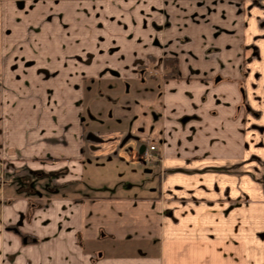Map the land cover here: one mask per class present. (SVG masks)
I'll list each match as a JSON object with an SVG mask.
<instances>
[{
  "label": "crops",
  "instance_id": "crops-1",
  "mask_svg": "<svg viewBox=\"0 0 264 264\" xmlns=\"http://www.w3.org/2000/svg\"><path fill=\"white\" fill-rule=\"evenodd\" d=\"M126 1L128 11L148 12L149 19L159 15L152 6H164L161 0H0V264H264V212L245 216L261 230L239 229L234 218L223 221V228L217 215L213 229L170 221V214L205 221L207 214L193 217L182 211L199 201L222 204L221 196L200 193L206 188V156H214L208 155V141H215L214 157L221 160L223 141L238 134L244 88L237 48L232 78L221 75L226 85L186 88L181 48L161 55L153 41L129 40L128 29L139 23L111 21L104 13V24L79 17L101 10L120 18V12L111 11H121L114 4ZM78 2L106 7L79 8ZM46 3V10L32 16L37 4ZM175 6L165 5L172 22ZM183 6L197 7L190 0ZM260 8H251L253 25H247L260 30L256 15L263 17L262 38H248L249 45L258 47V57L246 66L244 87L251 107L260 102L264 107ZM183 13L182 27L191 29L197 23L189 10ZM152 27L157 36L162 32ZM229 27L230 37L236 35L231 43H237L236 20ZM121 37L125 42L118 44L114 39ZM191 46L193 41L184 49ZM142 54L161 62V76L162 60L178 58V77L145 88L153 81L158 85V77L147 70L149 64L136 71L127 61ZM113 57V64H127L119 68L129 73L110 69L105 61ZM256 63L263 69H256ZM136 83L141 87L131 88ZM148 143L160 159L146 166L142 150ZM213 176L222 189L221 173ZM238 190L232 183L231 191Z\"/></svg>",
  "mask_w": 264,
  "mask_h": 264
},
{
  "label": "rangeland",
  "instance_id": "rangeland-1",
  "mask_svg": "<svg viewBox=\"0 0 264 264\" xmlns=\"http://www.w3.org/2000/svg\"><path fill=\"white\" fill-rule=\"evenodd\" d=\"M161 1L164 2V6H160L159 4L157 6L154 5L152 6V10L159 11V15L163 13V17L154 15L155 17L157 16V18L153 19L148 18V15L150 16V13L148 12H137V9L128 11L131 7H124L127 5L124 3L129 1L114 4L117 6L120 4V6H122L121 11H111L115 13L120 12V14H118L120 15V18L117 19H115L116 15L114 13L102 12L101 10L89 12L88 14L79 13V17L82 18V21L87 22L88 24H104L107 21V17H110L111 21L126 20L124 23L129 24V21L131 20L132 22L134 21L139 23V28L132 27L128 29V33L130 34V36H128L129 40L134 39V41H137V43L140 44L143 43V45L152 43L153 41L154 43L158 44V47L161 49V51H158L157 49L153 50L156 53L158 52V54L160 52L161 55H165L168 51H170L168 53H177L176 50L181 48L180 64L182 65V68L185 69L186 74L190 77L187 79L188 82L186 88H204L206 84L208 87L205 88H216L218 84L226 85V81H224L223 78H232L230 74H234V60L236 59L235 49L237 48L239 85L241 88H244L242 90L240 89L242 99L238 104V134L237 137L233 138L232 141L230 139H225L223 141V151L226 153L223 155L221 160H219L217 157H214L217 155L214 153L213 149L215 141L212 140L208 141L209 143L207 142L208 155L214 156H206L208 160V166L205 171L208 175L206 178H202L206 184V188L204 189V192L200 193V196H221L222 200L219 201L222 204H211L208 203V201H202L205 203H200L199 201V203L196 202L195 204H192V206L184 208L185 210L181 209L178 214H192L193 217L207 214L205 218L209 219L205 221L202 220L203 217H201L200 222L199 220L194 219L184 221L180 218V216H175L173 214H170V221L178 223L180 227L185 228H188V225L190 227H197L198 225H201L202 227L213 229L216 227L214 225V216L217 215V222L221 223L220 225H222L223 221L228 220L229 218H234L233 221L237 219L235 224H238L239 229H249L254 227L255 229L261 230V228H256L255 225L253 226L252 222H248L245 216L251 212H255V214L264 212V107L261 102L260 104H256L255 107H251L248 104L244 85L246 83L248 71L250 70L246 67L247 61L250 62L252 57L253 59L258 57V47L256 45L248 44V41H250V39H248L250 38L249 34L254 39L262 38L263 30L261 28L263 17L259 16L261 15L260 13L256 15V21L260 26V30L252 31L247 29V25H253V23L249 24L252 18L251 10L254 7L261 9L260 7L264 6V0H190L192 3L197 5L196 9L194 10L192 8L189 9L187 6H183V3H185L186 0ZM169 3L171 5H176L172 8L173 13L176 14V19H174V22L168 20L169 18H167L168 12L165 5ZM235 4L238 5L237 12L234 11ZM37 5V12L33 13L32 16L38 15V12H40L41 9L44 8L43 10H46L48 6H50L48 3ZM78 5L79 8H83L85 6H93L94 8L98 6L102 8L106 7L101 3L96 4L92 2H78ZM129 5L134 6V3ZM216 5L217 7H215ZM198 8L202 11H199ZM184 9L190 11V19L192 22L197 23L196 25L192 24L191 29L182 27L183 17L187 15L183 13ZM102 13H104L107 17L102 15ZM257 17L260 19V21L257 19ZM234 20H236V23H238V34L236 39L237 43H231L236 38L234 32L232 37H230L231 29L229 26ZM113 25L114 24H112V26ZM152 25L155 28L161 29L162 32H159L158 36L156 35L154 28H151ZM124 26L126 27L127 25L124 24ZM111 30L116 31L115 29ZM151 34L153 35V38L150 37ZM99 38L101 37L99 36ZM123 39L124 38L121 37L115 38L114 40H116L119 44L121 42H125ZM192 41L193 46H191V49L185 50V45ZM145 48L148 47L145 46ZM151 49L152 48L150 47L148 50ZM113 50L117 51V48H114ZM144 55L145 54H142L141 59L127 61L131 64L130 66H135V68H137L136 71L142 70L141 68L143 66L139 65H142L144 62L149 64L147 70H150L153 76L158 77V85L154 81L152 83L149 81L150 84H144L145 88H156L155 86H161V79H165L166 77L159 74L161 71V62H159V60H156L155 62L152 57L148 56L146 58ZM112 59H114V57L111 59L108 58L105 61L110 69L113 71L116 70V72L121 75L122 73H129L128 71H121V68H119L121 66L128 67L127 64L121 63V65L119 64L116 66L113 64L115 62ZM231 62L233 67H231ZM255 68L262 70L263 64L256 63ZM223 73L228 74V77L222 78ZM123 76L128 77L126 74H123ZM255 77L257 78L259 76ZM256 78L255 81L257 80ZM207 80L210 82L206 83ZM249 80L252 82L254 78ZM255 81H253L251 84H256ZM140 87L141 86H139L138 83H136V85L131 84V88ZM209 115L214 116V110H211V114ZM149 146L153 145L148 143L144 145V149ZM231 146L234 149H231ZM144 149L142 150V154ZM142 156V161L144 164L149 166L150 162H147L144 155ZM155 158H159L157 154ZM155 163H157V160ZM216 171L217 173H221V178L219 179L222 183V189L218 187L219 180H214L213 173ZM231 182L238 184L239 190L237 193L231 191ZM213 183H215L216 186L213 185ZM193 200L197 201L199 199ZM243 200H246L248 203H244ZM170 211L171 213L173 212L172 210ZM219 214L222 215L221 218L219 217ZM260 223L262 224L263 222ZM254 224L258 223L256 222ZM222 227H225L224 223Z\"/></svg>",
  "mask_w": 264,
  "mask_h": 264
},
{
  "label": "trees",
  "instance_id": "trees-1",
  "mask_svg": "<svg viewBox=\"0 0 264 264\" xmlns=\"http://www.w3.org/2000/svg\"><path fill=\"white\" fill-rule=\"evenodd\" d=\"M163 63V76L167 77H178V62L174 57H165L162 60Z\"/></svg>",
  "mask_w": 264,
  "mask_h": 264
},
{
  "label": "built area",
  "instance_id": "built-area-1",
  "mask_svg": "<svg viewBox=\"0 0 264 264\" xmlns=\"http://www.w3.org/2000/svg\"><path fill=\"white\" fill-rule=\"evenodd\" d=\"M156 150L155 146L146 147L143 151V155L145 156L147 162L155 163V161L159 160V158H155L156 154L154 155V151ZM0 173H1V165H0Z\"/></svg>",
  "mask_w": 264,
  "mask_h": 264
}]
</instances>
